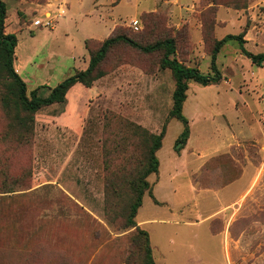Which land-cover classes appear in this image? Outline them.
I'll use <instances>...</instances> for the list:
<instances>
[{"label":"rangeland","instance_id":"rangeland-1","mask_svg":"<svg viewBox=\"0 0 264 264\" xmlns=\"http://www.w3.org/2000/svg\"><path fill=\"white\" fill-rule=\"evenodd\" d=\"M68 1L69 9L58 0H5V29L18 39L14 66L28 92L47 85L40 89L45 96L85 69L89 50L106 38L82 42L84 34L100 36L78 22L93 0ZM139 4L133 17L131 4L116 9L124 16L117 33L142 44L174 37L178 58L203 72L210 70L215 42L228 34H242L247 50L264 52V0ZM67 10L77 20L66 23ZM161 56L117 44L101 64L105 74L91 86L76 83L63 102L37 110L31 131L18 127L0 92V264H135V227L121 228L120 218L105 211L108 203L113 215L121 212L128 181L146 160L148 139L132 123L155 134L167 125L156 152L161 167L147 177L153 196L145 192L135 217L148 232L155 264H216L223 255L225 264H264V62L254 63L232 38L217 54L223 79L189 83L184 114L194 139L211 144L219 137L230 144L203 154L194 143L187 152L199 162L189 177L182 150L174 148L183 123L169 117L175 82ZM236 179L241 193L234 205L205 212L212 229L224 227L227 234L222 242L210 241L213 250L206 253V223L184 225L202 217L198 204L205 199L190 184L214 188Z\"/></svg>","mask_w":264,"mask_h":264},{"label":"trees","instance_id":"trees-1","mask_svg":"<svg viewBox=\"0 0 264 264\" xmlns=\"http://www.w3.org/2000/svg\"><path fill=\"white\" fill-rule=\"evenodd\" d=\"M6 18L7 5L5 0H0V86H3V89H0L1 100L5 108H13L18 127H25L27 131L33 130L34 114L37 110L56 102H63L66 99L68 91L76 83L80 82L86 86H91L94 81L102 77L105 72L101 69V64L108 56L110 50L123 42L144 53L161 52V67L171 70L175 88L172 94L173 104L169 111V117L177 118L183 123V130L174 143L175 150L180 152L190 136L189 119L184 114V103L187 99L189 83L194 81L202 85H210L217 84L223 79V74L216 62L217 54L222 45L229 39H238L243 52L254 63L262 64L264 62V52L253 53L245 48V39L242 34H228L215 42L211 51L210 70L203 72L198 67L187 65L178 58L177 42L174 37H165L151 43L142 44L125 33H117V27H115L109 36L103 40H98L101 42L97 49L89 50V64L85 69L75 70L72 75L63 79L56 86L49 87V93L43 96L40 89L47 87V85H40L28 92L25 80L14 66L15 48L18 39L15 33L6 32ZM87 41H97V39L89 38ZM132 126L136 131H141L148 139L146 160L138 173L128 181L131 192L125 205L121 208V212L113 215L108 203L106 204L105 211L112 220L120 218L121 228L130 229L131 227H135V233L131 238L133 245L137 248V254L134 257L135 264H155L148 232L137 225L135 217L143 203L145 192L148 191L153 196L151 184L147 177L150 173L159 170L160 162L156 152L162 146L167 125L163 126L159 134L150 133L140 124L132 123ZM107 197L108 202L109 195Z\"/></svg>","mask_w":264,"mask_h":264},{"label":"crops","instance_id":"crops-1","mask_svg":"<svg viewBox=\"0 0 264 264\" xmlns=\"http://www.w3.org/2000/svg\"><path fill=\"white\" fill-rule=\"evenodd\" d=\"M59 3L66 2L68 4V9L70 8V2L68 0H58ZM126 4H131L133 6V9L135 10L134 13L130 16L133 17L135 16L136 13L139 12V0H93L92 6L89 9H86L82 11L81 15L78 17V22L81 23V25L87 24L90 28H87L88 32L91 33H100V36L97 34H90L87 36L84 34L82 42H84L85 39L88 38H98V39H103L107 37L112 29L115 27V25L119 22V19H121L123 14L119 11L116 12V9L124 6ZM69 16V17H68ZM75 18V15L73 13V16L70 14V11L67 10V14L64 17L66 23L70 22L71 19ZM76 19V18H75ZM77 20V19H76ZM86 32V31H85ZM188 98V97H187ZM195 131L193 130L192 126L190 125V136L188 138V141L185 145V147L182 149V154L180 158L184 162V168H186V174L191 175L194 172L192 170V166L196 163L199 162L198 159H193V155L189 154L187 151L190 150L192 145L195 143L197 147H195V151L201 150L203 151V154H205L206 151H211L212 154H216L221 147H228L230 144H227V140L222 139L218 137L215 141H213L211 144H205L201 143L200 140L201 138L195 140L194 139ZM218 154V153H217ZM176 159V155H175ZM206 160V159H205ZM205 160L203 162H205ZM202 162V161H201ZM160 167H161V162H160ZM179 169L182 171V166H178ZM188 168V171H187ZM177 169H175L176 171ZM175 171L171 176L175 175ZM179 171V172H181ZM188 175V176H189ZM190 177V176H189ZM240 178H243V175L240 176ZM240 179H236L232 181L231 183L227 185H221V186H216L214 188L212 187H204V186H194L193 184H190L192 187V190L195 192H199L201 194V197H205V199L201 202L202 207H199L200 204H198V208L201 211L202 217L200 219H194V220H189L184 223V225L188 226H200L203 223H206V235L205 242L202 244V251H205L206 253L210 254V251L213 249L209 247V242L213 240H221L223 241L224 238H226L227 234L225 232V228L221 230H213L211 227V218L210 217H205V212H209L214 209H219L225 206V204L232 203L234 205L233 201H236L240 197V188L239 185L236 186V184H239ZM231 187H238L237 191L231 190ZM208 199V200H207ZM199 203V202H198ZM230 206V205H229ZM173 221L167 220L166 223H172ZM204 226V224H203ZM199 236V235H198ZM216 264H225V255H223V262L222 263H216Z\"/></svg>","mask_w":264,"mask_h":264},{"label":"built area","instance_id":"built-area-1","mask_svg":"<svg viewBox=\"0 0 264 264\" xmlns=\"http://www.w3.org/2000/svg\"><path fill=\"white\" fill-rule=\"evenodd\" d=\"M137 22H138L137 20H134V23H137ZM46 23L49 24V23H51V21L47 20Z\"/></svg>","mask_w":264,"mask_h":264}]
</instances>
